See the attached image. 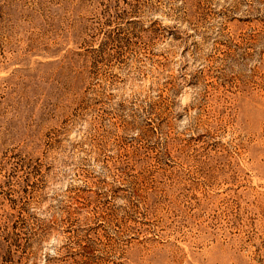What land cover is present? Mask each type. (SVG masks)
Listing matches in <instances>:
<instances>
[{
    "label": "rangeland",
    "instance_id": "374dc122",
    "mask_svg": "<svg viewBox=\"0 0 264 264\" xmlns=\"http://www.w3.org/2000/svg\"><path fill=\"white\" fill-rule=\"evenodd\" d=\"M0 264H264V0H0Z\"/></svg>",
    "mask_w": 264,
    "mask_h": 264
}]
</instances>
